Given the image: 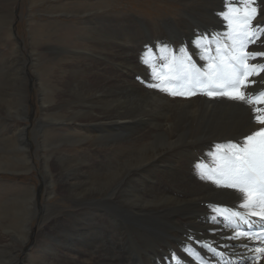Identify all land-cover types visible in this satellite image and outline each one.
<instances>
[{
    "label": "bare ground",
    "instance_id": "obj_1",
    "mask_svg": "<svg viewBox=\"0 0 264 264\" xmlns=\"http://www.w3.org/2000/svg\"><path fill=\"white\" fill-rule=\"evenodd\" d=\"M180 1L188 4L190 10L198 7L189 0ZM8 2L14 3L13 0H0V5ZM236 2L232 1L234 4ZM224 3L227 8L232 5H228L226 0ZM260 13L252 22L253 25L257 23L264 25V10ZM187 14L186 12L173 21L177 28L169 32L170 42L164 39L162 25L157 26L130 15L98 18L97 23H94L96 31L89 38L94 45L92 44L93 47L90 46L84 52L81 51L84 54L82 62L99 64L100 62L95 60L97 56L102 62H112L114 68L130 67L142 80L154 83L158 82V75H164L165 69L178 71L182 65L195 64L201 72H205L208 63L213 61L219 63L220 58L226 61L223 50L231 54L232 42L226 35L203 39L197 33H190L187 29L182 30V27L186 28L189 20ZM100 29H105L104 36H107L108 40L112 32L118 33L119 37L116 42L114 40L101 42V37L100 40L97 36ZM256 32L257 36L252 38L254 43L248 44L247 50L264 52V27L256 29ZM171 33L179 34L178 41ZM197 36L200 38L197 39ZM217 48L220 49L219 52ZM257 62L264 63V57L249 60V63ZM163 65H169V67L165 68ZM87 66L84 67L85 78L82 80L87 84L86 87L82 84L85 90L82 87H79L81 89L79 91L75 87L65 89L72 96L66 102V105L69 104L66 107L70 112L68 121L86 124L87 127H93L98 132L96 131L94 135L85 128L86 135L67 136L66 133V136L60 139V143L67 146L69 142H76L80 147H87V149L96 146L101 149L107 163L103 159L106 163L104 166L101 165L100 169L94 170L95 172H88V169L86 170L88 165L85 166V163L82 164L83 167H79L77 162L80 160L75 161L69 155L58 157L61 166L69 175L68 190L71 198L84 209H81L82 215H80L84 216L83 222L89 225L94 224L98 217L96 213L106 212L98 206L107 208V205L112 203L109 198H116L114 201L117 203L122 201L121 208L125 211L129 209L138 221L146 218L143 227L147 229V232L142 240L146 243L144 251L148 253V264H221V259H224L225 264H264V253H255L251 248L242 247L243 244L264 247L263 243L248 236L227 239L228 236L239 232L238 223L245 224L258 218L250 216L246 209L239 206L240 194L214 182L218 176V165L222 158L234 152L237 143L242 142L246 135L264 127L253 121L254 109L264 105L231 101L226 97L210 99L200 93L191 98L172 97L154 88L147 90L146 87H140L141 85L138 86L135 83L133 91L136 90L138 93L126 95L127 86L124 84L116 86L119 83L111 81L115 76L113 73L104 71L106 76L102 77L98 83H94L87 77L88 73L91 75L92 70L96 68L90 70ZM19 72L20 75L24 73ZM149 72L152 73L151 77ZM24 78L25 76H20L14 83H19ZM201 78L205 79V77ZM252 79L260 83L250 89V92H259L264 89V73ZM109 84L116 85L113 89ZM5 88L4 80L0 84L1 97H5ZM82 93L86 94L88 99L83 98ZM19 94L22 97L23 108L15 114L17 118L22 117L26 112L24 100L27 99V91L19 92ZM247 98L252 97L249 95ZM4 101L0 100V104ZM63 102L64 100L53 107L56 110H64ZM47 109L44 110L47 111ZM23 139L20 140L22 146ZM144 141L146 142L143 143ZM2 154L3 152L0 153V169L5 162L13 159L11 157L8 160L7 156ZM110 154L114 155L113 158H117L116 162H109ZM14 160L19 161L17 157H14ZM86 160L88 162V158ZM74 165H77L76 169ZM110 167L111 169H108ZM139 170L147 172L146 179L143 176L142 182L141 177L136 174ZM79 172L85 179L84 183L81 182V176L77 174ZM97 196L102 197V200H96ZM34 200L31 199L30 202L33 203ZM129 204H132V208ZM28 207H30L29 212H32L31 206ZM81 226L82 224L73 226V228L76 227L74 230L66 226L59 227L58 231L62 229L63 231L55 232L57 235L52 236L53 245H49L46 253L50 254V257L48 258V255L45 257L44 264H54L57 259L66 264H93L90 262L91 258L87 259L90 253L98 255L95 264H106L104 254H108L106 252L108 248L100 246L99 242L95 245L90 244L89 249H82L76 245H72L73 248L68 246L69 240L78 241L73 232L80 230ZM210 229H216V231L212 232ZM67 231L73 235L69 237L70 233L68 234ZM25 238L21 237L20 242H25L27 240ZM1 248L3 250L7 247H0V250ZM81 253L83 260L78 259ZM257 256L260 257L258 261ZM12 260L19 261V258L14 257Z\"/></svg>",
    "mask_w": 264,
    "mask_h": 264
},
{
    "label": "rangeland",
    "instance_id": "obj_2",
    "mask_svg": "<svg viewBox=\"0 0 264 264\" xmlns=\"http://www.w3.org/2000/svg\"><path fill=\"white\" fill-rule=\"evenodd\" d=\"M13 1L14 3L8 2L0 5V84L5 80L6 87L4 89L5 97L0 96V100H6L0 104V153L3 152L2 155L7 156L8 160L13 158L5 162L3 168L0 169V247H7L0 250L2 251L0 252V264H44L45 257L47 255L48 258L50 257V254L46 253L49 245H53L51 239L52 236L57 235L55 232H62L64 226L74 230L76 227L73 228V226H77V224H82L80 230L73 232L78 241L69 240L70 248H73L72 245H76L82 249H89L90 244L95 245L99 242L100 246L108 248L106 249L108 254L111 253L110 255L104 254L106 264H148V253L144 251L146 243L142 240L147 232V229L143 227L146 218L138 221L129 209L125 211L121 208L122 201L117 203L114 201L116 198H109L112 203L107 205V208L98 206L106 212L96 213L98 217L94 224L89 225L83 222L84 216H80L84 209L71 198V193L68 190L69 175L61 166L58 157L69 155L75 161L80 160L77 162L79 167H83L82 164L85 163V166L88 165L86 166L88 172H95L107 162L101 149L96 146V148L87 149V147H80L76 142H69L67 146L60 143V139L66 136V133L67 136L86 135V129L94 135H96V131L98 132L93 127H87L86 124L68 121L70 112L66 107L69 104L66 105V102L72 96L65 89L75 87L79 91L81 87H86L87 84L82 80L85 78L84 67L88 65L90 70L96 68L92 70L91 75L88 73L87 77L91 78L94 83H98L102 77L106 76L105 72L110 71L115 75L111 81L119 83L115 84L116 86L121 84L127 86L125 88L128 90L125 92L126 95L138 93L136 90L133 91L134 83L150 90L144 83L137 80L138 75L130 67L117 69L114 68L112 62H102L97 56L95 60H98L99 64L82 62L84 54L81 51L84 52L94 45L89 38L96 31L94 23H97L98 18L130 15V17L140 18L157 26L162 25V33L165 37L163 38L170 42L169 32L175 31L177 28L173 21L182 17L186 12L189 20L186 28L182 27V30L187 29L190 33H197L203 39L225 35L223 28L227 21L218 13L225 12L230 16L234 14L229 12L224 0H222L223 2L221 0H189L198 5L193 10H190L188 4L182 3L180 0ZM218 1L221 3H217ZM226 1L228 5L232 4L228 7L239 6L240 11L243 12L244 0L241 2L239 0V3L238 0L237 2L236 0ZM232 1H235L236 5ZM260 4L258 3L259 14L264 10V4ZM196 11L198 12L196 13ZM167 21L168 23L165 24ZM195 23L197 24L195 25ZM104 30L100 29L97 32L98 38L102 39H100L101 42H113V40L116 42L119 34L112 32L108 40V37L104 36L106 32ZM114 35L115 37H113ZM173 35L178 41L179 34ZM58 48L63 50L59 51ZM106 52L108 51L106 50ZM80 54H82L81 57ZM19 71L24 73L20 75ZM164 71V75H167L170 70L165 69ZM10 72L12 74H9ZM20 76H25V78L19 83H14L15 79ZM109 85L114 89L115 85ZM25 90L27 99L23 98V100L26 112L22 117L17 118L18 116L15 114L23 108L19 92L22 93ZM82 95L83 98L88 99L86 94L82 93ZM59 100H64V110L54 108L60 102ZM45 108H48L47 111L44 110ZM21 139L24 142L23 146L20 144ZM112 156L114 155H111L109 162H116L117 158ZM14 157H17L19 161L14 160ZM103 159L106 163L103 162ZM74 166L76 169L77 165ZM82 169L84 170V168ZM77 174L81 176V182L84 183L85 179H83L82 173ZM136 174L141 177V182L143 176L146 179V171L139 170ZM86 181L88 182V180ZM99 197L97 196L96 200H102V197ZM31 199L34 200V204L30 202ZM131 205L129 204V206ZM28 206H31L32 212H29L30 207ZM99 216L102 217L99 218ZM26 217L30 219L28 220ZM59 227H62V230L58 231ZM86 227L88 231H86ZM70 231L67 233L69 234ZM73 233H70L69 237ZM21 237H26L27 240L20 242ZM63 237L64 235L62 239ZM126 256H129V259ZM14 257H18L19 261H13ZM81 257L82 253L78 259ZM97 257V253H90L86 258H91L90 262L95 264ZM57 261L54 264H66L58 259ZM79 262L81 261L79 260Z\"/></svg>",
    "mask_w": 264,
    "mask_h": 264
},
{
    "label": "snow or ice",
    "instance_id": "obj_3",
    "mask_svg": "<svg viewBox=\"0 0 264 264\" xmlns=\"http://www.w3.org/2000/svg\"><path fill=\"white\" fill-rule=\"evenodd\" d=\"M259 3L264 4V0H259ZM229 12L234 15L230 16L225 12L218 15L227 21L223 30L227 39L232 42L230 62L220 58L219 63L215 61L208 63L205 72H201L195 64L182 65L178 71L170 70L167 75H158V82L145 81L139 76L137 80L172 97L191 98L200 93L210 99L226 97L231 101L264 105V89L259 92L249 91L260 83L252 78L260 77L261 73H264V63H249V60L264 57V52L247 50L248 44L254 43L252 38L257 36L256 29L264 27L259 23L252 24L259 14L258 0H244L242 14L239 6L229 8ZM199 38L197 36V39ZM219 51L217 48V52ZM163 67L168 68L169 65ZM149 76H152L151 72ZM249 95L251 99L247 98ZM253 121L264 125V107L254 109ZM214 182L240 194L239 206L246 209L250 216L257 217L258 221L252 223H259L260 228L264 230V127L246 135L242 142L237 143L234 152L222 158ZM210 231L215 232L216 229ZM250 232L251 228L245 232H236L227 239L249 236ZM242 247L251 248L255 253H264V247H253L249 244H243ZM259 259L257 256L256 260Z\"/></svg>",
    "mask_w": 264,
    "mask_h": 264
}]
</instances>
